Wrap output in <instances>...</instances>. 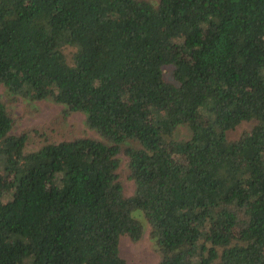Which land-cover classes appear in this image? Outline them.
Listing matches in <instances>:
<instances>
[{"label":"trees","instance_id":"trees-1","mask_svg":"<svg viewBox=\"0 0 264 264\" xmlns=\"http://www.w3.org/2000/svg\"><path fill=\"white\" fill-rule=\"evenodd\" d=\"M0 83L97 133H14L0 97V264H126L136 209L155 264H264V0H0Z\"/></svg>","mask_w":264,"mask_h":264},{"label":"rangeland","instance_id":"rangeland-1","mask_svg":"<svg viewBox=\"0 0 264 264\" xmlns=\"http://www.w3.org/2000/svg\"><path fill=\"white\" fill-rule=\"evenodd\" d=\"M0 97L14 118L12 126L14 133L35 127L40 133L46 131V134L53 141L78 135L97 136V133L86 125V116L83 112H72L66 120L60 119L63 105L55 103L51 99L29 100L22 95L9 94L1 83ZM252 123L250 121L242 122L236 129L229 132V136H237L243 129L249 128ZM188 132L186 127L181 126L178 128L176 136L184 137L188 135ZM42 140L41 135L31 132L25 150L37 148ZM119 171L124 193L126 195L132 194L135 189V182L127 177L126 158L124 156ZM133 214L144 223L143 235L138 241H133L128 236L122 235L119 239V252L126 259V264H155L159 259V253L153 248L152 239L149 236L150 227L140 209L134 210Z\"/></svg>","mask_w":264,"mask_h":264}]
</instances>
